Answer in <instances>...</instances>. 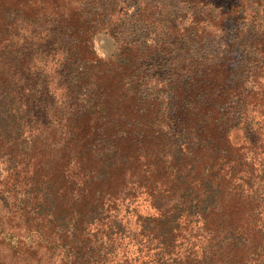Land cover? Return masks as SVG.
Wrapping results in <instances>:
<instances>
[{
  "label": "trees",
  "instance_id": "16d2710c",
  "mask_svg": "<svg viewBox=\"0 0 264 264\" xmlns=\"http://www.w3.org/2000/svg\"><path fill=\"white\" fill-rule=\"evenodd\" d=\"M204 1L0 0V264H264V0Z\"/></svg>",
  "mask_w": 264,
  "mask_h": 264
},
{
  "label": "rangeland",
  "instance_id": "374dc122",
  "mask_svg": "<svg viewBox=\"0 0 264 264\" xmlns=\"http://www.w3.org/2000/svg\"><path fill=\"white\" fill-rule=\"evenodd\" d=\"M133 1L137 2V0ZM204 3L206 4L207 8L218 11L220 10L222 12H228L230 8H236L237 14L239 15L233 18L234 21L228 19L231 17L225 18L223 23L224 27L242 26L243 24H245L247 20L246 17L248 14H250L251 12L255 13L257 10H259V8H261L259 7L258 0H206V2L204 1ZM188 7L189 6L186 3H180V1H176L175 8H172V12L174 13V15L176 11L179 10V14L177 15V21L179 23L186 24L190 22L191 12L194 10H189ZM262 19L264 18H261L260 21ZM255 22V24H258L259 21ZM223 33L225 32L223 31ZM262 35L263 31H260L256 28L253 29L251 32L240 34V39L236 41L238 43L237 47H235L230 52V54L226 55V65L228 66V68H233L234 66L238 65L239 61L241 63L245 62V57L247 54L244 52V50H246L247 47L250 46L252 43L260 41ZM230 38H232V36H230ZM94 47L97 54L104 57L110 55L114 51L115 44L108 36L102 34L95 39ZM231 137L234 141L238 142L241 140L242 135L239 131H234Z\"/></svg>",
  "mask_w": 264,
  "mask_h": 264
}]
</instances>
